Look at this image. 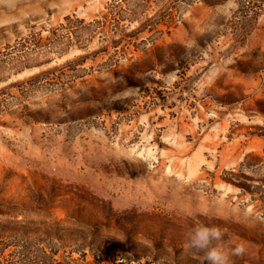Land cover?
<instances>
[{"label":"rangeland","instance_id":"rangeland-1","mask_svg":"<svg viewBox=\"0 0 264 264\" xmlns=\"http://www.w3.org/2000/svg\"><path fill=\"white\" fill-rule=\"evenodd\" d=\"M109 1L0 0V264H207L186 247L197 225L245 247L232 264H264V0L176 5L114 66L99 39L20 51Z\"/></svg>","mask_w":264,"mask_h":264},{"label":"trees","instance_id":"trees-1","mask_svg":"<svg viewBox=\"0 0 264 264\" xmlns=\"http://www.w3.org/2000/svg\"><path fill=\"white\" fill-rule=\"evenodd\" d=\"M196 1L110 0L105 8L91 20L81 18L77 14H71L67 15L64 22L55 29L44 27L45 30L50 31V35L46 38L43 37V31H33L25 38V42L21 43L20 51L29 54L34 53L42 59L49 60L54 54L63 56L73 49L88 50L90 45L99 39L102 46L92 54L109 55L106 65L114 66L118 62L128 59L129 55L154 45L165 32L161 28L162 25L167 26V31L170 32L174 23L173 11L176 5L182 3L188 5ZM153 5L160 8V15L141 25L142 17L147 15ZM136 22H139V25L132 29V24ZM146 31L152 32V35L141 41V33ZM88 58L89 55L81 56L60 68V71L63 72L61 76L57 77V84L66 85L80 77L79 74H66L64 71L73 70L69 67L83 64ZM57 70H48L34 78H48L55 75ZM64 76L66 80H63ZM246 187L253 193L257 192L254 186L247 185Z\"/></svg>","mask_w":264,"mask_h":264},{"label":"clouds","instance_id":"clouds-1","mask_svg":"<svg viewBox=\"0 0 264 264\" xmlns=\"http://www.w3.org/2000/svg\"><path fill=\"white\" fill-rule=\"evenodd\" d=\"M224 233L215 226L197 225L187 233L186 247L194 253H203L207 264H232L231 257L241 256L245 252L243 245H236L229 252L230 242L222 241Z\"/></svg>","mask_w":264,"mask_h":264}]
</instances>
